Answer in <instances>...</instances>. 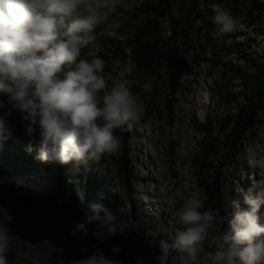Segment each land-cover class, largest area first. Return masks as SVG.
<instances>
[{"label": "clouds", "instance_id": "clouds-1", "mask_svg": "<svg viewBox=\"0 0 264 264\" xmlns=\"http://www.w3.org/2000/svg\"><path fill=\"white\" fill-rule=\"evenodd\" d=\"M117 2L0 0V95L7 96V102L0 100V109H7L0 112V146L12 135L7 117L17 111L27 121L29 154L36 143L32 138L39 136L35 159L41 163H87L118 149L115 130L133 127L139 118L137 101L123 79L124 73L105 91V62L98 56L101 51L92 55L95 51L88 45L96 42L90 34L109 19L105 9ZM214 22L221 25L223 32L236 27V21L225 10H217ZM81 48L96 57L81 58ZM137 48L133 39L125 40L119 56ZM262 193L264 199V188ZM134 197L132 188L128 201ZM243 199L248 207H237L230 227L214 237L215 250L208 252L202 262L200 253L216 222V213L212 209L200 211L204 207L202 200L189 198L179 214L184 228L176 232L171 245L163 241L170 238L162 237V254L155 257L158 264H264V210H260L264 200L249 194H244ZM90 209L92 214L77 223L72 235L83 232L87 236L88 225H95L92 235L103 243L115 235L116 217L100 204H92ZM126 226L122 224L121 232ZM140 230L141 227L134 229L144 233ZM8 245V233L0 225V264H7ZM149 246L154 245L150 242ZM112 252L119 254L121 249L114 246ZM31 264L41 261L34 257ZM76 264L119 262L97 250Z\"/></svg>", "mask_w": 264, "mask_h": 264}, {"label": "rangeland", "instance_id": "rangeland-1", "mask_svg": "<svg viewBox=\"0 0 264 264\" xmlns=\"http://www.w3.org/2000/svg\"><path fill=\"white\" fill-rule=\"evenodd\" d=\"M154 1L143 0V3L145 6ZM222 1L224 10L236 21V27L232 31L223 32L221 31V25L216 24L210 15L215 36V48L213 50L209 49L208 54L214 56L219 62H214L211 66L201 67L195 66L196 62L189 61L190 67L181 80L180 86L182 88L174 95L176 103L172 116L165 112L164 118H160L158 111L152 109V117L139 114L138 120L130 129L133 134L115 133L119 140V147L112 154L119 155L123 145L131 149L129 152H132L133 158L130 159L133 161V167H137L135 183L137 190L141 193V195L135 196L132 201L121 202L123 210L118 205V210L122 213L121 224L130 226L137 231L138 227H141L140 231L148 236L154 234L155 237L169 238L171 233L169 221L173 223L174 235L181 228H184L179 218L180 211L185 202L192 197V194H199L198 183H200L201 176H199L195 168L196 162H194V158L200 157L202 150L195 144V140L203 138L201 133L209 130L207 125L210 124H216L213 128L216 137H221L225 131L230 132L234 128L233 126H227L230 111L236 112L237 116L240 111L237 106L244 103L240 93L242 88L238 77L225 88H223L224 83L221 79L225 78V76H238L241 71L252 69V59L255 57L254 52L261 53L264 50V0H259L260 7L255 6V0ZM102 2H107V0H102ZM126 2L128 0H124V4ZM186 3V0H179L177 8L185 6ZM125 5L128 6L131 14H138V9L141 7L129 3ZM207 5L214 8V16L217 14V10H221V5L213 4L212 0H204V9L207 8ZM241 5L243 7H240ZM138 17L140 21L133 17L127 18V27L131 33H134L136 28L138 29L147 22V16ZM162 37L167 38L163 33ZM227 42L232 43L234 49L229 48ZM220 46L223 47L225 60L216 56V51ZM182 48L185 49V47ZM193 48V45L186 47L189 50ZM98 53V51H95L92 55H97ZM189 55L190 57H197L193 51L189 52ZM226 64L231 68H228ZM235 66L242 68V70H236ZM164 82L165 88H163L161 96L157 99L156 106L167 109L168 95L171 96L167 74ZM221 89L224 90L218 96V99H215V95ZM215 102H217L216 110L213 105ZM232 122L234 123V120ZM242 144L246 148L241 151L234 161L239 165L243 162L241 158L242 152L251 162L256 158L257 169L253 172L258 171L260 176H262L264 172V111L258 115L255 126L244 134ZM172 145L177 148L176 157L174 158H171L170 154ZM126 154L128 156V153ZM223 157L220 152L215 155L212 159V164L205 173V176L210 177L214 182H218L219 196H214L209 190L204 189L201 197L206 204L214 200L215 205H217L218 201L222 202L224 205L222 220L230 226V221L233 219L237 207H248L244 203V194L254 195L256 189L262 192L264 174L263 179L261 177L257 182H255V176H250L253 178L255 186L252 183L249 184L245 176L249 174L248 167L246 168L247 172L242 169L235 170L229 164L222 170L219 169ZM171 160H174V162ZM44 165L47 166V164L40 163L38 169H35L34 172L42 176ZM56 171L59 173L58 169ZM108 182L114 195L117 192L125 194L128 191V188L122 187L119 179L110 178ZM24 183L28 185H24L26 188L38 190L42 196H44V193L53 194L56 191V188L50 189L46 187L49 182L39 185L37 181L27 180ZM98 193L101 199L103 193L101 191ZM65 202L63 200L59 203ZM138 202L141 203V206H138ZM207 210L205 209L204 211ZM142 216L153 219L150 225V233H146L143 226L139 223ZM161 222L165 225L167 232L161 227ZM132 223H135V226H131ZM220 227L221 225L216 221L209 231L208 239L204 244L208 252L215 250L214 237L219 234L218 229ZM8 231L7 233L11 240L18 237L12 234L10 228H8ZM18 238L22 240L20 237ZM26 242L23 241L22 244H26ZM28 248L27 257L30 262H32L34 257L39 260L49 261L55 246L51 242L44 241L35 242ZM200 257L203 262L205 257L203 252L200 253Z\"/></svg>", "mask_w": 264, "mask_h": 264}, {"label": "trees", "instance_id": "trees-1", "mask_svg": "<svg viewBox=\"0 0 264 264\" xmlns=\"http://www.w3.org/2000/svg\"><path fill=\"white\" fill-rule=\"evenodd\" d=\"M187 3L183 8H175L176 0H157V2H151L144 6L143 0H128L125 4H132L136 6H141L138 9V14L126 13V17H138V16H148L150 19L141 27H139L134 33L130 31H125L128 39H133L137 44V50H134L131 55L132 57L145 68V72H142L143 78H155L158 81H165L166 74L170 82L171 96L177 93V86L181 85V80L184 75L183 66L180 61V55L177 53V45H179V40L183 38L186 42L188 41V46L193 45L194 48L189 50L193 51L196 56L197 52L201 46H206V50L203 52L208 53V50H213L215 48V36L213 32V24L210 19V13L212 12V7L207 5L204 9V0H186ZM212 3L216 5H222V0H212ZM162 18H167L172 20V38L162 37L163 29H167L164 22L161 21ZM152 19V20H151ZM122 25V24H121ZM121 29L123 27H120ZM121 32V30H120ZM94 40V39H93ZM125 41V40H123ZM122 41V42H123ZM111 44L112 40H107ZM81 54L84 56H89L86 52V48H81ZM103 54L109 55V51H101L98 56ZM254 58L252 59L253 65L250 72H243L238 74V79L241 83V96L244 99L242 105H246L247 102H256L257 106H249L248 109L237 115V117H243L241 122L244 125L240 127H234L229 133L230 137L226 144H230L236 135L239 136L240 142L242 144V139L244 134L253 128L257 122L258 115L264 111V50L259 53H254ZM91 57V56H89ZM106 66V62L104 67ZM138 70V68H137ZM247 71V70H244ZM241 76H258V78H253V80H247ZM0 100L7 102V96L0 95ZM10 107V106H9ZM7 109H0V112L6 111ZM10 128L15 127V132L19 135H11L10 138L0 146V171L6 170L9 161L12 160L13 164L18 165V169L29 172L30 168L24 163L20 162L29 161L33 167V159L36 155V149L38 147L39 136L37 134L35 139L36 143L32 144L33 152L29 154L26 148L29 146L30 137L26 135L27 121L22 118V114L17 111H12L10 119H8ZM234 123H237L234 121ZM125 129L129 131L130 129L125 126ZM125 132L120 130H115V133ZM25 154L19 153L18 149ZM219 145L216 143L214 137H210L206 140V145L202 150L201 156L206 165L198 166L197 163L195 168L200 177V184L209 190V192L214 196H219L218 182H214L210 177L205 176L209 166L212 164V159L215 155L219 153ZM242 150L238 149L235 155V159L241 153ZM234 159V160H235ZM103 166L101 168V175L96 172L95 175L91 174L90 168L86 167L84 162L77 164L75 161L68 164H57L59 167V175L62 177L59 182H64L65 190L63 192H58L52 194L54 201L57 203L66 201L67 198H74L76 204L77 195L79 193L80 197H83L84 209H90L92 204H100L96 199L97 194L89 191L87 183L92 184L93 187H97L106 196V202L111 204H117V201L127 202L129 196L132 195V188L136 183L130 182L131 177L129 176L126 169L129 166H133V161L126 153L115 155H106L103 159ZM230 163V158L228 156L223 157V161L220 163L219 169L222 170ZM46 164V163H43ZM104 172V174H102ZM9 174L16 183L21 184L18 178L23 176V173H17L16 171H9ZM202 175H204L202 177ZM110 178L114 180L119 179L122 183L123 188H128L125 194L117 192L116 195L113 194L110 189L111 186L108 182ZM49 188V187H48ZM40 193V192H38ZM41 194V193H40ZM111 211V210H110ZM213 211L216 213V221L221 225V228H229V224L222 220V214L224 212V205L222 202L218 201L215 209ZM103 213V212H101ZM111 213L116 217V223L121 224V215H116L113 211ZM104 214V213H103ZM122 225V224H121ZM8 231V229H7ZM10 232V231H8ZM220 234V233H219ZM22 241V240H21ZM169 244L170 239H165ZM23 242V241H22ZM173 243V242H172ZM7 263H11L13 258L8 252H5ZM30 262V260L28 259ZM50 264H68L70 263L62 257V252L54 248V252L48 261Z\"/></svg>", "mask_w": 264, "mask_h": 264}, {"label": "bare ground", "instance_id": "bare-ground-1", "mask_svg": "<svg viewBox=\"0 0 264 264\" xmlns=\"http://www.w3.org/2000/svg\"><path fill=\"white\" fill-rule=\"evenodd\" d=\"M107 2L109 4H111V0H107ZM255 6L260 7L259 4V0H255ZM240 7H243V5H241ZM221 10H224V7L221 5L220 6ZM214 9V8H213ZM210 13L212 20L214 21V12ZM105 11L108 13L109 19L108 21L101 27H97L96 30L91 33L90 35L92 37H94L93 39L96 41L94 44H91L90 42L88 43V45L91 47V49H94V51H109L110 54L106 55L103 54L101 56H99L100 58H102L104 60V62H106V66L104 67V71L102 73V75L104 76L105 80L107 81V86L105 91H108L112 86H113V80L117 78V76L121 73H124L123 75V79L127 85V87L133 92V94L135 95L136 101H137V108H138V113L141 115H145V116H149L152 117V109H156L158 111V116L160 118H164L165 112H168V114L170 116L173 115L174 111H175V96H170L168 95V107L167 109L162 108V107H157L156 106V101L157 99L161 96L162 92H163V88H165V82L163 84V82L156 80L155 78H143L142 77V72H145V68L142 67L133 57L131 54H123L121 56L120 52H119V48L121 46V43L123 40H127V35L125 33V31H129L128 27H127V17H126V13L129 12L128 10V6L124 4V0H118L117 3H115V5L111 8L105 9ZM133 18H135L136 20L140 21L139 17L134 16ZM150 19V17L147 16V21ZM152 20V19H151ZM162 22H164V25H166V27H168L167 29H163V34H165L166 37L172 38L173 34L171 31V26H172V20H169L167 18H162L161 19ZM146 23V22H145ZM121 24L123 25V28L121 29ZM103 29V31H102ZM121 30V32H120ZM137 30V28L135 29ZM92 39V40H93ZM105 40H112L111 44H106L108 42H106ZM104 42V43H103ZM102 43L101 45H98ZM227 45L229 46V48L234 49V46L232 43L227 42ZM182 47H185V49H183ZM186 47H188V41L186 42L183 38H181L179 40V45H177V53L180 55V61L181 64L183 66V71L184 73L189 69L190 67V60L194 63L196 62L194 65L195 66H211L214 62H219L218 60H216V58H214V56L209 55L206 52H203V50H206V46H201L197 52L198 56L195 57H190L189 55V50L186 49ZM223 47H218L217 51H216V56L218 57H222L225 60V56H224V51L222 50ZM256 52V51H255ZM254 52V53H255ZM96 57V56H94ZM94 57H89V56H84L83 54H81V58H87L89 60H92ZM224 63H226L224 61ZM125 65L128 66V71H125ZM226 66L228 68H231L228 64H226ZM138 68V70H137ZM235 69L237 70H242V68L235 66ZM251 70H247L243 72H250ZM238 76H225V78L221 79V81L224 83L223 88L229 86L231 84V82H233L235 80V78ZM247 80H253V78H258V76H241ZM177 90L180 91L181 90V86H177ZM224 89H221V91L215 95V99H218V96L221 94V92ZM104 92L100 93L101 98L103 97ZM101 103H102V99H101ZM215 110L217 109V102L213 103ZM249 106H253L256 107L257 104L256 102L253 101H249L246 103V105H238L237 107L241 110V112H243L244 110L248 109ZM8 119H10V116L7 117ZM236 121L237 123H233L232 121ZM243 120V117H237L236 116V112L230 111V115L228 116V124L227 126H233V127H240L242 125H244V122H241ZM216 124L214 125H207V127L209 128V130H205L202 131L201 134H203V138L199 139V140H195V144L201 148V150H203V148L206 145V140L209 139L210 137H214L216 143L219 145V152L223 154L224 157L228 156L230 158V163L229 165L233 167V169L238 170V169H242L244 172H247V167H248V172L249 174H246L245 176L248 179V183H252L255 186V182L259 181V179H261V177L263 176L264 172L262 173V176H260L259 172H253L255 169H257V159L255 158L252 162L249 161V159L247 157H245V154L242 152V160L243 162L239 165L237 164V162L234 161L235 159V155L237 153V150H244L246 148L245 145L241 144L240 142V138L238 135L235 136L234 140L230 143V144H226L227 141L229 140L230 134L229 132L225 131V133L221 136V137H216L214 135V131L213 128ZM120 131L125 132L126 135L129 134H133L132 130L127 131L125 128L124 129H118ZM11 132L13 135L19 136L16 132H15V127L12 126L11 127ZM19 153L25 155L20 148L18 149ZM131 149L129 147H127L126 145L121 146V151L119 154H124V153H128V156H130V158H133L132 156V152ZM176 151L177 148L176 146L172 145L171 146V150H170V154H171V158L176 157ZM106 155H112V153H108V154H104L100 157L99 160H90L88 161L86 164V167L90 168L91 174L95 175L96 172L98 171V173L101 175V168L103 166V159L105 158ZM119 156V155H118ZM33 159V167L32 164L29 161H23L20 160V162H24L29 168L30 171L29 172H25L22 170L18 169V165H14L12 160L9 161V164L7 165V169L2 171L5 175H10L9 171H16L17 173L22 174L23 176L22 178H18V181L25 186H28L27 184L24 183V181L27 180H34L37 181V183L39 185L41 184H45L47 182H49L48 185H46V187L53 189L56 188V190L58 192H63L65 190L64 187V182H59V179H61L62 177L59 175V173L56 171L57 169H59L57 164H47V166L44 165L43 167V175H39L37 173L34 172V170L38 169L39 164L41 163L40 161H38L37 159H35V157H32ZM172 162H174V160H171ZM194 162L197 163L198 166L202 167L205 166L206 163L200 159L199 157L194 158ZM262 169V168H261ZM126 171L128 172L129 176L132 179V183H135L136 179H137V167H133V166H129ZM250 176H255V182L253 181V178H251ZM199 185V194L194 195L192 194L191 196H196L198 198H200L204 204V208L200 209V211H204L205 209H215V200L210 202L209 204L205 203V200L201 197L204 193V186L200 183H198ZM86 186H88V190L92 191L94 193L97 194V201H99L101 203V205H103L104 207H106L107 209L113 211L116 215H121L122 213H120V211L118 210V205H120L122 207L123 210V205L121 204V201H117V204H111V203H107L106 202V196L102 194V198H99V191L97 189V187H93L92 184L87 183ZM262 187L264 188V183H262ZM42 192V191H41ZM44 192V191H43ZM36 194H38V190L35 191ZM133 193L134 196H139L141 195V193L137 190V185L133 186ZM255 197H258L261 201H263V193L260 190H255L254 191V195ZM38 197L46 199V200H50L51 197L50 195H48L47 193H44V196H41L40 194L38 195ZM77 208H79L80 210L84 211V205H83V197L81 198L79 193L77 195ZM66 203L69 204H74V198H67L66 199ZM138 206H141V203L138 202ZM260 210H264V203H261L260 206ZM88 211L90 214L91 213V209L86 210ZM103 216V214H102ZM151 222H153V219H151L150 217H145L142 216L139 223L143 226V228L145 229L146 233H150L151 229H150V225ZM169 226L171 227V233L169 235L170 241H169V245L172 244V242L175 239V235H174V228H173V223L172 222H168ZM119 226V225H118ZM161 227L163 228V230L165 232H167V229L165 227V225L161 222ZM3 229L5 231H7L8 227L7 226H3ZM181 230H183V228H181ZM225 229L224 228H219L218 229V233L223 232ZM152 238L156 241H161L163 240L160 237H155L154 234H151ZM9 238V235H8ZM164 241V240H163ZM31 242H26V244H22L21 240L18 237H15L14 240H11L9 238V245H8V249L6 250V252H8L10 254V256L13 258V261L11 263H7V264H31V262L28 261V257H27V253L29 252V246L31 245ZM204 255H206L208 253V249L206 247H204L203 250ZM41 264H50L47 260L44 259H40Z\"/></svg>", "mask_w": 264, "mask_h": 264}, {"label": "water", "instance_id": "water-1", "mask_svg": "<svg viewBox=\"0 0 264 264\" xmlns=\"http://www.w3.org/2000/svg\"><path fill=\"white\" fill-rule=\"evenodd\" d=\"M39 194L0 172V225L10 228L22 241L53 243L62 251V256L74 264L97 250L119 264H158L155 257L162 254L160 241L137 233L130 226L121 232L122 225L116 222L115 235L103 243L92 235L95 225H88L87 236L83 232L72 235L77 223L83 222L90 213L77 208L76 203H57L52 195L46 200L38 197ZM150 242L154 246L150 247ZM114 246L121 249L119 254L112 252Z\"/></svg>", "mask_w": 264, "mask_h": 264}]
</instances>
